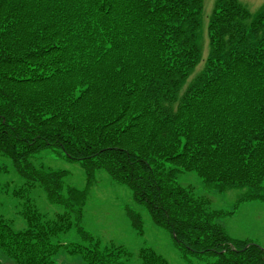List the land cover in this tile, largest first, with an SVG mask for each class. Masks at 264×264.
Segmentation results:
<instances>
[{
  "label": "trees",
  "instance_id": "trees-1",
  "mask_svg": "<svg viewBox=\"0 0 264 264\" xmlns=\"http://www.w3.org/2000/svg\"><path fill=\"white\" fill-rule=\"evenodd\" d=\"M201 4L0 0V158L20 179L10 196L23 220L15 228L0 212V257L53 264L63 249L85 264H168L83 229L93 173L103 170L183 253L203 264H264V248L226 233L219 221L233 212L210 199L246 188L238 201L264 204V12L247 23L236 0H216L205 70L187 83ZM44 152L77 162L84 187L44 165ZM183 172L203 188L181 184Z\"/></svg>",
  "mask_w": 264,
  "mask_h": 264
},
{
  "label": "rangeland",
  "instance_id": "rangeland-1",
  "mask_svg": "<svg viewBox=\"0 0 264 264\" xmlns=\"http://www.w3.org/2000/svg\"><path fill=\"white\" fill-rule=\"evenodd\" d=\"M246 12L247 23H250L257 15L264 12V0H237ZM216 0H202L199 11V23L195 32L198 44V63L190 70L186 82L193 81L199 74L204 72L205 65L210 54L209 20L212 16V6ZM226 36V35H225ZM227 46H225L226 48ZM213 54L210 55V57ZM220 53L216 54V61H222ZM262 59V58H256ZM264 60V59H262ZM209 62V61H208ZM41 161L55 170L66 171V183L83 188L86 184L82 167L75 161L44 152ZM179 180L183 185L203 188L199 178L192 172L179 173ZM10 160L0 158V212L11 222L15 228L23 227V220L16 213V200L10 196L11 191L19 184ZM246 188L223 192H211L212 205L223 211H232L219 221V225L231 237L247 242H255L264 248V204L258 200L238 201L239 195ZM40 206L48 207L52 211L54 206L46 205L44 193L35 191L31 193ZM87 203L83 208L82 227L102 243L113 242L123 246L129 251L136 253L142 248H150L161 255L168 264H203L194 258V255L176 246L170 239L169 234L163 227L155 225L147 210L138 205L131 192L124 186L113 183L103 170L93 173L91 184L87 191ZM131 215L136 216L141 231L132 226ZM0 264H16L1 256ZM53 264H85L77 256L69 255L61 249L56 255Z\"/></svg>",
  "mask_w": 264,
  "mask_h": 264
}]
</instances>
